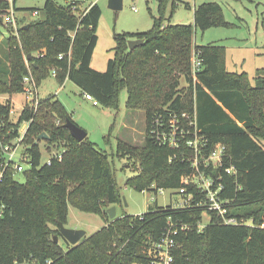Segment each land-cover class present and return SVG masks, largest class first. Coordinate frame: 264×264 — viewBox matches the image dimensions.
I'll list each match as a JSON object with an SVG mask.
<instances>
[{"label": "trees", "instance_id": "trees-1", "mask_svg": "<svg viewBox=\"0 0 264 264\" xmlns=\"http://www.w3.org/2000/svg\"><path fill=\"white\" fill-rule=\"evenodd\" d=\"M169 2L159 0V17L152 16L149 30L117 33L115 55L107 69L100 71L93 68L92 60L101 7L92 4L83 9L79 1L64 5L46 0L43 18L30 21L28 27L19 26L15 33L10 31L9 70L7 78L0 77V94L23 92V79L31 73L40 85L53 70L60 83L71 80L114 109H119L120 92L126 89V106L145 110L147 116L143 146L122 139L118 142L120 155L139 160L140 171L126 184L142 191L178 190L183 199L191 196L190 205H155L139 215L124 213L112 219L108 208L121 204L123 198L110 154L89 137L78 141L71 134L65 122L73 118L61 100L50 95L40 100L37 109L27 104L17 120L12 119L11 101H0V169H4L0 264H152L156 244L164 233L175 229L178 233L170 234L176 241L173 255L177 264H264V70L258 71L253 84L248 72L225 68V46L195 43L197 29L231 25L219 0L195 5L194 24L168 21ZM15 3L0 0V24L16 8ZM175 7L173 0L172 14ZM130 39H143L144 43L131 50ZM194 51L203 60L196 80ZM182 78L187 86L181 85ZM184 112L190 117L183 118ZM175 114L182 119L185 136H178V145L171 146L156 138L155 129L170 134L169 121ZM157 118L162 125L156 124ZM23 123L27 129L20 145L25 146L31 167L21 182L15 177V161L6 165L3 147L21 136ZM43 132L48 138L39 140ZM197 135L201 139L198 152L187 143ZM43 141L50 151L45 163ZM218 143L227 147L223 165L206 166ZM230 166L234 173L226 171ZM199 172L213 178V188L222 183L218 196L227 207V216L245 223H224L217 211L204 204L206 192L195 183L183 182V177ZM70 203L105 221V226L76 245L60 229V222L67 223ZM205 212L210 219L199 230ZM182 225L189 228L183 230ZM56 235L62 242H55Z\"/></svg>", "mask_w": 264, "mask_h": 264}, {"label": "rangeland", "instance_id": "rangeland-1", "mask_svg": "<svg viewBox=\"0 0 264 264\" xmlns=\"http://www.w3.org/2000/svg\"><path fill=\"white\" fill-rule=\"evenodd\" d=\"M13 1V0H10ZM60 4L79 1L82 8L92 4H98L102 9V16L98 27V43L92 60L93 68L104 71L107 69L109 59L115 55L117 33L142 32L153 26V17H159V0H123V7L115 10L109 7V0H57ZM202 0H176L175 11L172 14L170 0L166 18L172 23L194 24V7ZM46 0H16L15 7L10 11L15 13L16 25L0 24V77L7 78L8 63L7 38L10 31L16 32L19 26L30 21L44 17L41 12ZM224 9L225 18L230 26H215L205 31L196 30L195 43L208 45L218 43L225 46V68L233 72L246 71L251 83H255L259 70H264V0H219ZM35 9L39 10L36 14ZM171 16V18H170ZM170 18V19H169ZM66 82V83H65ZM60 83L55 77L44 78L38 85L39 102L41 99L54 95L66 106L73 120L88 132V137L94 141L100 149L109 152L115 168V177L119 184V190L123 202L117 205V217L124 213L139 215L148 211L150 206L159 205L166 207L178 205L183 201L182 194L178 190L159 189L142 191L126 184L128 178L137 175L139 160L134 157H123L117 151L119 140L128 142L136 147L144 145L146 137V111L142 109L132 110L126 106L128 98L127 90L120 92L119 109L107 107L102 103H94V100L85 97L84 91L73 81L67 80ZM182 86L187 82L182 78ZM95 99V98H94ZM12 103V119L17 120L22 108L26 105V94H0V101ZM37 109V108H36ZM59 122V121H58ZM27 123H23L20 131L23 132ZM15 146L17 139L13 141ZM42 142L43 163L50 158V151ZM14 149V161L16 165L15 177L25 181V171L31 166L26 160L25 146L20 145ZM57 149L53 148V152ZM18 165V166H17ZM20 166V169L18 168ZM115 219V218H114ZM210 219L204 216L203 222ZM70 228H81L90 236L105 226V221L98 214L82 211L69 205V214L66 223ZM59 242L62 239L59 238Z\"/></svg>", "mask_w": 264, "mask_h": 264}, {"label": "built area", "instance_id": "built-area-1", "mask_svg": "<svg viewBox=\"0 0 264 264\" xmlns=\"http://www.w3.org/2000/svg\"><path fill=\"white\" fill-rule=\"evenodd\" d=\"M35 13L37 14L38 12L35 11ZM15 13H11V11L9 13H7L4 17V21L7 24H13L16 25V18H15ZM60 57H62V55H60ZM202 64H203V60L200 56V52L199 51H194L193 52V56H192V72L194 74V79H197V74L201 71L202 69ZM52 76L53 77H57V71L53 70L52 71ZM24 81V93L26 94V102L27 104H29L30 106H34L35 108L38 107L39 105V92H38V84L37 81L35 79V77L33 76V74H29L26 75L23 79ZM85 97L91 100H94V103L97 104L98 101L96 99H94V97L90 94V93H85ZM183 118H189L190 115L188 114V112H184L182 114ZM182 121V119L178 116V115H173L170 118L169 124H170V134L166 131H162L159 128L155 129V133H156V138L161 142V143H165V144H170L171 146H177L178 142H179V138H177L178 136H185V131L181 128L180 126V122ZM195 121L190 122V124L194 123ZM156 124L157 125H162L161 120L159 118L156 119ZM27 129V127H26ZM26 129L23 130V132H21V136L19 138H17L18 144L15 146L12 144H6L3 147L4 152L6 153V165H8V163H10V161L14 160V154H15V148H17L21 142V140L23 139L25 133H26ZM200 142L201 139L198 137V135L196 136L195 139H189L187 140V143L193 147L197 152L199 150L200 147ZM227 156V147L225 144L222 143H218L216 146H214V148L211 150L208 158L206 159L205 165L208 166L210 164H212L215 167H219L222 166L224 163V159ZM27 159V157H24ZM50 161V160H49ZM6 165H4V167H6ZM18 166V165H17ZM195 166L198 168L197 163L195 162ZM16 168V165H15ZM20 169V166L18 167ZM3 168L0 169V180L3 176ZM226 171L228 173H234L235 172V168L234 166H230L226 169ZM183 182L185 184H189V183H195L197 184V186L206 192V196H207V202H205L204 204L208 207L209 210H214L217 211L219 213L220 216H222L224 218V223L226 224H239V223H245L244 221L239 222L237 220L236 217H228L227 216V207L224 203L223 200H221L218 196V193L220 190H222L223 186L222 183H219L217 188H213V184H214V180L211 177H207L204 175L203 172H199L198 174L193 173L190 174L188 176L183 177ZM185 188H182L181 191L184 192ZM146 191V190H144ZM190 200H191V196H189V198L187 199H183V201L181 203H179L176 206L179 207H186L188 205H190ZM205 215H209L208 212H205L203 216ZM206 221L205 222H201L199 225V230H202L205 225H206ZM189 228V225H182V229L186 230ZM174 233L177 234L178 230H169L168 232L164 233L163 237L161 238V240L156 244L155 246V260H153L152 264H177L175 261V257L173 255V249L176 245V241L174 239V237L172 236V234L170 233ZM14 264H29L28 262H20V261H16Z\"/></svg>", "mask_w": 264, "mask_h": 264}, {"label": "water", "instance_id": "water-1", "mask_svg": "<svg viewBox=\"0 0 264 264\" xmlns=\"http://www.w3.org/2000/svg\"><path fill=\"white\" fill-rule=\"evenodd\" d=\"M109 7L119 10L123 7V0H109ZM1 21H3V17L1 18ZM29 24H27L25 27H28ZM143 39H130L128 41V45L131 50L135 49L140 44H143ZM29 57H31V54H29ZM65 127L69 129L71 134L78 140L82 141L86 137H88V132L81 126H79L74 120L67 119L65 122ZM48 135L46 132H43L41 135H39V140L47 139ZM108 213L112 219L116 218L117 215V205H113L112 207L108 208ZM60 229L61 233L64 238H66L72 245H76L82 241L83 238L86 237L87 231L81 228H70L67 227L63 222H60ZM59 236H55V242H58Z\"/></svg>", "mask_w": 264, "mask_h": 264}, {"label": "crops", "instance_id": "crops-1", "mask_svg": "<svg viewBox=\"0 0 264 264\" xmlns=\"http://www.w3.org/2000/svg\"><path fill=\"white\" fill-rule=\"evenodd\" d=\"M83 9H84V8H83ZM66 81H67V80H66ZM65 83H66V82H65ZM65 83H64V84H65Z\"/></svg>", "mask_w": 264, "mask_h": 264}]
</instances>
